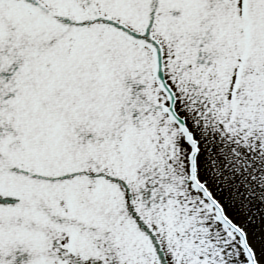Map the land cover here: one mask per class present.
Returning <instances> with one entry per match:
<instances>
[{
	"label": "snow or ice",
	"instance_id": "1",
	"mask_svg": "<svg viewBox=\"0 0 264 264\" xmlns=\"http://www.w3.org/2000/svg\"><path fill=\"white\" fill-rule=\"evenodd\" d=\"M0 264H264V0H0Z\"/></svg>",
	"mask_w": 264,
	"mask_h": 264
}]
</instances>
